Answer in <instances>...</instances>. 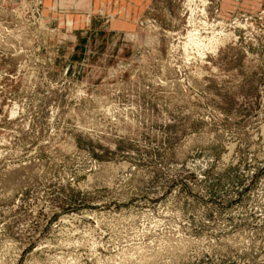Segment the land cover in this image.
<instances>
[{"label": "rangeland", "instance_id": "1", "mask_svg": "<svg viewBox=\"0 0 264 264\" xmlns=\"http://www.w3.org/2000/svg\"><path fill=\"white\" fill-rule=\"evenodd\" d=\"M54 2L0 0V264H264V0Z\"/></svg>", "mask_w": 264, "mask_h": 264}, {"label": "crops", "instance_id": "2", "mask_svg": "<svg viewBox=\"0 0 264 264\" xmlns=\"http://www.w3.org/2000/svg\"><path fill=\"white\" fill-rule=\"evenodd\" d=\"M54 5H68V6H81L85 0H54ZM91 5H100L101 7L117 6V15L119 14V6H122V0H90ZM100 10V9H99Z\"/></svg>", "mask_w": 264, "mask_h": 264}, {"label": "bare ground", "instance_id": "3", "mask_svg": "<svg viewBox=\"0 0 264 264\" xmlns=\"http://www.w3.org/2000/svg\"><path fill=\"white\" fill-rule=\"evenodd\" d=\"M191 21H192V20H191ZM210 28H211V27H210ZM193 30H194V29H193ZM197 31H198V30H197ZM197 31H195L196 34H198ZM209 32H210V31H209ZM212 34H213V33H212ZM189 35H190V34H189ZM199 35H200V34H199ZM209 35H210V34H209ZM221 35H222V34H221ZM193 36H194V35H193ZM196 36H197V35H196ZM198 37H199V36H198ZM223 37H224V36H223ZM223 37H222V38H223ZM185 38H186V37H185ZM188 38H189V37H188ZM191 38H193V37H191ZM191 38H190V40L188 39V41H190V42H192V44H194V46L196 47V48L194 47L195 49H197V47L203 46V43H204V42H203V41H204L203 39H202V40H203V41H202V40H200V39H198V38L196 37L197 39H195V40L192 39V41H191ZM203 38H204V37H203ZM206 38H207V37H206ZM208 38L210 39V37H208ZM211 38H212V37H211ZM213 38H214V37H213ZM213 38H212V39H213ZM209 39H208V40H209ZM212 39H211V40H212ZM214 39H216V37H215ZM214 39H213V40H214ZM186 40H187V39H186ZM211 40H210V41H211ZM188 41H186V44H187ZM205 41H207V40H205ZM214 41H215V40H214ZM214 41H213V42H214ZM216 41H217V40H216ZM221 42H222V41H221ZM188 43H189V42H188ZM183 44H184V43H183ZM205 44H206V43H205ZM209 44H210V43H209ZM209 44H206L205 47H208L207 45H209ZM212 44H213V43H212ZM219 44H221V43H219ZM187 45H188V44H187ZM189 45H190V44H189ZM213 45H214V44H213ZM186 47H187V46H186ZM188 47H189V46H188ZM209 47H210V46H209ZM189 48H190V47H189ZM210 48H211V47H210ZM212 48H214V47H212ZM200 49H201V48H200ZM207 50H208V49H207ZM209 50H211V49H209ZM192 51H194V53H195V50H192ZM200 52L203 53L204 51H200V50H199V53H200ZM214 52H215V51H214ZM214 52H213V53H214ZM185 53H186V52H185ZM197 53H198V52H197ZM213 53H212V54H213ZM201 57H202V56H201ZM186 58H187V57H186Z\"/></svg>", "mask_w": 264, "mask_h": 264}]
</instances>
